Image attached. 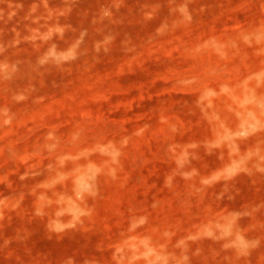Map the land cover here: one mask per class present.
Masks as SVG:
<instances>
[{"label":"rangeland","instance_id":"1","mask_svg":"<svg viewBox=\"0 0 264 264\" xmlns=\"http://www.w3.org/2000/svg\"><path fill=\"white\" fill-rule=\"evenodd\" d=\"M0 264H264V0H0Z\"/></svg>","mask_w":264,"mask_h":264}]
</instances>
